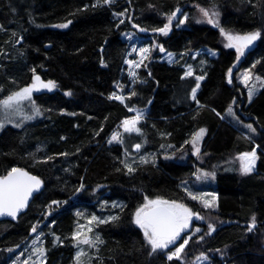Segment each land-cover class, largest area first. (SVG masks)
I'll return each mask as SVG.
<instances>
[{
    "label": "trees",
    "instance_id": "16d2710c",
    "mask_svg": "<svg viewBox=\"0 0 264 264\" xmlns=\"http://www.w3.org/2000/svg\"><path fill=\"white\" fill-rule=\"evenodd\" d=\"M95 3L96 0H0V98L31 84L33 68L42 80H54L58 85L51 92L33 93L41 116L19 128L8 125L0 130V175L11 167H21L44 182L17 220L0 221V264L12 260L15 253L8 249L20 247L31 238L30 229L37 221L43 222L39 230L46 234L45 264H68L75 251L71 235L78 221L76 213L104 211L119 216V220L93 226L104 244L99 245L98 252L88 247L87 259L92 257V264H180L169 262L165 252L150 256L141 230L132 223V215L145 196L179 200L205 217L200 225L216 224L217 231L202 243H196L193 237L186 248V262L205 252L211 264H264V89L249 103L245 88L236 81L237 72L251 69L256 60L261 63L252 71L264 78V36L237 62L235 50L224 47L226 41L218 28L196 22L202 17L195 7L216 4L221 26L244 33L264 29V0H115L111 6L93 8ZM176 7L188 13L187 23L172 28L168 36H154L178 60L169 64L154 52L146 62L148 67L138 71L139 80L144 82L133 84L125 72L128 43L122 34L131 23L147 32L162 27L167 22L164 14ZM125 9V17L113 15ZM127 16L132 17L131 22ZM119 19L125 22L117 27ZM69 20L72 23L68 28L53 27ZM199 49L218 54L197 56L193 61L194 76L181 79L185 65L191 64L193 52ZM182 53L185 54L180 56ZM101 58L107 67L101 66ZM201 60L206 63L201 65ZM234 64L233 82L229 84L226 73ZM203 72L207 75L197 98L206 107L198 110L190 92L195 75ZM117 82L123 86L120 90L125 97L133 90L138 93L125 103L145 111V120L139 125L143 135L124 134L123 145L108 143L122 120L132 116L125 104L108 98L116 91ZM66 91L72 95H64ZM229 105L242 122L256 128L252 141L244 139L247 129L226 115ZM199 128H205L206 133L198 158L192 155L191 144L184 142ZM97 131L99 135H95ZM136 143L142 144L139 151L133 147ZM257 144L260 159L254 172L241 175L236 156ZM65 152L69 155H59ZM125 152L129 162H139V155L154 154L156 163H137L136 172L128 175L119 163L125 159ZM33 155L37 160L48 156L54 159L35 163ZM197 169L216 172L211 185L218 194L216 210L203 209L181 184L186 182L189 189L207 188L204 182L195 186L193 173ZM81 178L85 189L73 196ZM52 200L68 203L45 219V206ZM114 202L124 205L123 211L112 207ZM103 203H107L104 210ZM253 214L257 225L249 233L246 226ZM50 233L63 243L54 246Z\"/></svg>",
    "mask_w": 264,
    "mask_h": 264
},
{
    "label": "snow or ice",
    "instance_id": "6c2138e0",
    "mask_svg": "<svg viewBox=\"0 0 264 264\" xmlns=\"http://www.w3.org/2000/svg\"><path fill=\"white\" fill-rule=\"evenodd\" d=\"M250 2V0H249ZM115 3V0H96V3L92 5L93 8L102 7V6H111ZM88 6L86 5L85 8ZM150 7H152L150 5ZM198 12L200 13L203 20L197 19V23L206 22L209 25H212L215 28L219 29L220 35L224 38L226 43L224 47L226 49H235L236 60L239 62L242 57H245L247 51L254 46L255 42L260 40L262 36H264V29H257L250 32L239 33L235 32L231 29H226L221 26L219 22L220 11L218 10V6L216 4H212L210 8H205L196 4ZM179 14V15H178ZM113 15L117 18L125 17L127 15V9L122 12H114ZM166 17V23L163 24L162 27L152 28L151 31L153 33H159L163 36H168L169 32L172 29L173 21L176 20V27H180L185 25L189 19L187 13H183L180 7H176L170 13L164 14ZM180 15L183 18H180ZM129 22L132 21L131 16H127ZM125 22L124 19H119V23L123 24ZM72 23L71 20L66 23L56 24L53 27L64 29L68 28ZM132 27L137 29L139 32H147L148 29L141 28L138 24L133 23ZM15 36V33H13ZM128 39L133 38L132 33L125 34ZM16 43H20V40L17 39ZM158 48L161 53H165L166 49L162 44H158L156 41H153L150 46L147 47H137L135 45L132 46V52L136 53L139 57L138 60L133 59H125L124 63L129 66V77L132 79V83L135 84L137 82L143 83L144 81L139 80L137 72L135 69H139L141 67L147 68L148 65L145 61L151 58L152 51ZM185 53H182L183 56ZM208 54L215 56L216 52L212 50H208ZM169 63L176 62L173 58V53L167 52ZM199 55V53H197ZM193 59H196V55H193ZM101 66L107 67L106 62L103 58H101ZM201 65L205 64L204 60L200 61ZM261 63L260 60H256L251 69H245L244 72L238 77L240 83L243 84L247 88V97L249 103L252 102L254 96L260 91V89H264V78H261L259 75H254L252 69H255L256 65ZM233 67H230L226 73L227 82L232 84V75H233ZM32 75V83L19 88L18 90L11 92L5 98L0 99V130L4 129L7 124H12L14 127H21L24 121H30L35 119L38 116H41L42 110L40 106H38L33 100V93L41 90H47L49 92L53 91L58 87L56 81L47 80L44 81L41 79L40 75L36 74L35 68L31 69ZM149 75L151 73L149 72ZM207 73L203 72L201 75H195V86L192 87L190 92V99L195 102L197 105V109H202L206 107V105L202 104L200 100L197 98L198 90L201 87V81L205 80ZM194 76L193 66L191 64L185 65V71L181 79H185L187 77ZM116 87L118 89H122V85L117 82ZM66 96H71V91H66L64 93ZM138 93L133 90L130 94L125 97L124 95L117 94L113 92L109 95L110 100L119 101L122 104H125V107L128 108L129 112H135L136 114L130 118H126L121 122L120 128L121 131H114L108 140L109 144L118 143L123 145L124 134H133L143 135L142 128L139 126L141 121L145 120V111L142 109H137L134 106L129 107L128 104L125 103L126 99L130 100L131 97L137 96ZM28 101L31 105V113L28 114L23 110V103ZM151 101H149V104ZM235 98H233V104H235ZM213 112L216 113L221 119H224L225 116L221 115V113L217 112L216 109H212ZM197 114L199 112L197 111ZM69 115H76L75 113H69ZM226 115L230 116L232 120H234L237 124H241L243 128L247 129V134L244 135V139L252 141L253 137L256 134V128L253 127L252 124H243V122L236 115L233 110L232 105L226 110ZM195 119V117H193ZM91 119V117H89ZM107 119V117L105 118ZM100 131H103V127H101ZM206 133L205 128H199L197 131L191 134L189 140H186L185 144H191L192 147V155L197 156L198 158L201 155V147L200 142L203 139ZM100 132L97 131L95 135H99ZM163 135H171L170 133L161 134ZM65 139V137H61V140ZM136 151H139L142 148L141 143H136L134 146ZM168 148H173V145H167ZM183 147V146H181ZM161 148H165V145H161ZM260 145H255L252 147L250 151L239 153L236 156V160L239 161V173L241 175H249L254 172L256 168V164L260 156L258 155V149ZM42 149H37V151H41ZM79 152V149H77ZM59 155L68 156L69 153H60ZM170 156H165V159H171ZM33 159L35 163H46L52 159L53 156H48L43 160H37L33 155ZM119 163L126 170V174L131 175L136 172V164H147L152 163L155 165V155L150 154L149 156H142L139 162L132 161L131 163L127 159V152H125V159L119 161ZM65 171H69L65 169ZM116 171H121L120 168H117ZM193 175L196 177L198 181L212 179L215 180L216 172L215 171H203L202 169H197ZM43 180L37 176L31 174L29 171H26L21 167H11L7 170L6 174L0 175V217H10L12 220L18 219V214L22 213L24 209L29 207L30 199L33 198L34 193H38L41 191L43 187ZM182 186H184V190L187 195L193 201H198L201 203L203 209L205 210H216L218 208V194L215 192H194L187 188L186 182H181ZM101 187V186H97ZM85 189V184L83 183V178H81V183L79 187L75 188L73 192V196L82 192ZM95 191V190H94ZM71 198V197H70ZM68 201H59L52 200L48 205H46V212L43 214L45 219L52 215L53 212L58 210L62 205L67 204ZM55 206V207H54ZM112 207H119L121 211L124 209V205L113 203ZM78 220L80 218H84L86 224H80L77 222L76 228L72 233L71 239L74 241L73 246L78 249L74 256L75 264H92V257H89L88 261H84L82 259L83 256L87 255L81 249V245H87L89 248L95 249L97 252L99 251V245L104 244V240L101 238L99 233H96L93 236L88 235L93 232V226L106 224L109 222H115L119 220V216L109 215L108 217L101 218L97 215H91L90 217H84V215L80 212L76 213ZM205 217L200 214L198 211H194L193 208L189 207L186 203L181 202L176 199H164L161 197H156L155 199H151L148 196L144 197V203L139 205L135 212L132 215V223L136 225L143 233V240L145 245L149 247V255L156 254L157 252L167 251V260L169 262L179 261L180 264H186L185 254L186 248L193 240V237L198 233L202 232V229L196 227L194 230L192 228V224L194 221H203ZM52 224H55V220L52 221ZM257 225V220L255 214L250 219V222L246 226V231L251 233ZM40 222L33 224L30 229V235L36 234L35 238L31 241L29 245L30 253L27 258L22 261V264H45L46 261V252L47 249L44 246V240L42 238L45 237V233L43 230H39ZM87 226V231L84 229ZM39 230V231H38ZM217 231L216 224L212 222L207 223V232H204L202 235H199L196 238V243H202L205 240V237L212 236ZM191 233V234H189ZM53 236V245H57L58 243L62 244L63 241L59 236L55 233H50ZM183 241L182 243H178L179 241ZM178 244V246H176ZM171 246V247H170ZM19 247V246H17ZM174 248V250H171ZM11 253L14 250L8 249ZM215 251L220 252V249H216ZM25 253H21L23 256ZM35 257V259H33ZM99 257H96V260L99 261ZM19 261V257L13 264H17ZM102 264V262H101ZM193 264H211L210 257L207 253L201 252L199 256L196 257V260Z\"/></svg>",
    "mask_w": 264,
    "mask_h": 264
},
{
    "label": "rangeland",
    "instance_id": "374dc122",
    "mask_svg": "<svg viewBox=\"0 0 264 264\" xmlns=\"http://www.w3.org/2000/svg\"><path fill=\"white\" fill-rule=\"evenodd\" d=\"M182 12L183 13H187V12H185V11H183L182 10ZM188 14V13H187ZM179 15V14H178ZM180 18H183V16L182 15H180ZM201 20H203V17L202 18H200ZM176 23H177V21L176 20H174L173 21V25H172V28H180V27H183L184 25H182V26H180V27H176ZM202 23H204V22H202ZM127 33H132L133 34V38L130 40V39H128L127 38V36L125 35V34H127ZM154 35H160L159 33H153V32H139L137 29H135V28H133L132 27V23L130 24V29L129 30H127L126 32H124L123 34H122V36L124 37V39L127 41V43H128V52H127V54H126V57H125V59L127 58V59H133V60H138L139 59V57L137 56V54L136 53H134V52H132V46L133 45H135V46H137V47H147V46H150L151 44H152V42L153 41H156V38H155V36ZM157 42V41H156ZM158 43V42H157ZM256 43V42H255ZM159 44V43H158ZM255 45V44H254ZM251 48H253V46L251 47ZM250 48V49H251ZM208 50H211V49H199V50H195L194 52H193V54H192V57H193V55H196V57L197 56H199V55H204V56H206L207 58L208 57H215L218 53H217V51H215L216 52V55L215 56H212V55H209L208 54ZM235 50V49H234ZM212 51H214V50H212ZM158 53V55H159V59L160 60H164V61H166L167 63H169V61H168V57H167V55H166V53H167V51L165 52V53H161L160 51H159V49L158 48H156V49H154L153 51H152V54L153 53ZM172 53V52H171ZM197 53H199V55H197ZM152 54H151V57H152ZM181 56V55H180ZM179 56V57H180ZM191 57V58H192ZM173 58H174V60L175 61H177L178 60V56L177 55H175L174 53H173ZM151 59V58H150ZM149 59V60H150ZM148 61V60H147ZM147 61H145V63L147 62ZM193 61H194V59L192 58L191 59V65L193 66ZM169 64H171V63H169ZM188 65V64H187ZM140 69V68H139ZM139 69H135V71L137 72V75H138V71H139ZM245 70V69H244ZM244 70H240L239 72H237V74H236V81L239 83V84H241L240 83V80H239V76L244 72ZM125 72L127 73V76H128V79H129V81H131L132 82V79H131V77H129V75H128V73H129V66L127 65V64H125ZM255 75V74H254ZM244 88H245V90H246V93H247V88L243 85V84H241ZM117 94H120V95H122V91L120 90V89H116V91H115ZM9 95V94H8ZM6 97V96H5ZM5 97H3V98H5ZM255 97V96H254ZM3 98H0V99H3ZM247 100H248V97H247ZM249 102V101H248ZM233 107V106H232ZM23 110H24V112H26V113H28V114H30L31 113V105H30V103L28 102V101H25L24 103H23ZM129 113H132V116H134L136 113L135 112H129ZM132 116H130V117H132ZM39 117V116H38ZM129 117V118H130ZM30 121H32V120H30ZM30 121H24L23 123H22V125L23 124H25V123H27V122H30ZM123 121V120H122ZM243 124H250V123H248V122H243ZM8 125H11V126H13L12 124H7L6 126H8ZM21 125V126H22ZM121 125V124H120ZM119 130H117V131H121L122 132V128H118ZM110 139V138H109ZM108 139V140H109ZM203 140V139H202ZM202 140H201V142H200V147H201V144H202ZM132 144H130V146H131ZM129 146V147H130ZM143 155H139L138 157H137V159H138V161L140 160V158L142 157ZM145 156V155H144ZM238 161V160H237ZM131 163V162H130ZM238 166H239V161H238ZM204 171V170H203ZM194 184H196L195 186L196 187H200L201 185H202V183L201 182H204V183H206V184H204V186H207V188H202V189H193L192 187H191V189L190 190H192V191H194V192H214V190H213V188L211 187V185H212V183H213V180L212 179H207V180H200V181H198L197 179H196V177L194 178ZM194 186V187H195ZM203 187V186H202ZM153 199H155V198H153ZM144 203V202H143ZM142 203V204H143ZM199 204L201 205V203L199 202ZM111 205V204H110ZM113 205V204H112ZM102 209L104 210L105 209V207L107 206V203H103L102 204ZM202 206V205H201ZM91 215H93V214H91ZM91 215H84V217H90ZM94 215H97L98 217H101V218H105V217H108L109 215H111L109 212H106V211H104V212H97V213H95ZM204 221V220H203ZM203 221H194L193 222V224H192V228H193V230L196 228V227H199V228H201L202 229V232L201 233H198L196 236H194V239H196L199 235H202L204 232H206L207 231V227H204L203 226V224L202 225H200V223H202ZM77 222H79L80 224H86V221H85V219L84 218H80L78 221H76V223H75V225H74V228H73V230H72V232L75 230V228H76V224H77ZM43 225V222H41L40 223V226L39 227H41ZM136 226V225H135ZM137 227V226H136ZM84 231L86 232L87 231V226L85 227V229H84ZM142 232V231H141ZM29 234H30V232H29ZM96 233H95V231H94V229H93V232L92 233H89L88 235H90V236H93L94 237V235H95ZM143 234V233H142ZM189 234H191V233H189ZM35 235L36 234H32L31 235V238L28 240V241H26L22 246H20V247H14V248H11V249H13L14 251L12 252V253H15V254H13V258H12V260L8 263V264H13V261H15L16 259H17V257H19V261L17 262V264H22V261L24 260V259H26L27 258V256H28V254L30 253V248H29V245L31 244V241L35 238ZM72 236V235H71ZM43 239V238H42ZM183 241L181 240V241H179L178 243H182ZM73 244H74V241H73ZM176 246H178V244L176 245ZM171 247V246H170ZM149 248V247H148ZM80 249L84 252V253H86V254H88V246L87 245H81L80 246ZM150 250V249H149ZM171 250H174V248H172ZM78 251V249L75 247V251H74V254H73V257L69 260V262H68V264H75V262H74V256H75V253ZM167 251L168 250H164L163 252H165V254H166V256H167ZM21 253H25L23 256H21L20 254ZM158 253V252H157ZM200 254V253H199ZM199 254H195L194 255V257H192V259H187V262H186V264H193V262L196 260V257L197 256H199ZM87 256L88 255H85V256H83L82 257V259L84 260V261H88V259H87ZM33 259H35V257H33ZM46 262V261H45ZM222 264H227L226 262H222Z\"/></svg>",
    "mask_w": 264,
    "mask_h": 264
},
{
    "label": "water",
    "instance_id": "95a60500",
    "mask_svg": "<svg viewBox=\"0 0 264 264\" xmlns=\"http://www.w3.org/2000/svg\"><path fill=\"white\" fill-rule=\"evenodd\" d=\"M34 175V174H33ZM43 188V187H42ZM42 190V189H41ZM34 194H36V193H34ZM32 199V198H31ZM31 199H30V201H31ZM26 209H24L23 210V212L25 211ZM22 212V213H23ZM22 213H20V214H18V217L22 214ZM4 220H8V221H14V220H12L10 217H0V221H4Z\"/></svg>",
    "mask_w": 264,
    "mask_h": 264
}]
</instances>
